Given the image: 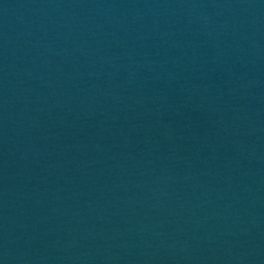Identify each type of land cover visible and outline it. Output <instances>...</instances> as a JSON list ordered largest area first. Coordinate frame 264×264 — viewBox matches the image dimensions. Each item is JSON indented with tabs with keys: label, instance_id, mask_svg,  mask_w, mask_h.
Listing matches in <instances>:
<instances>
[{
	"label": "water",
	"instance_id": "95a60500",
	"mask_svg": "<svg viewBox=\"0 0 264 264\" xmlns=\"http://www.w3.org/2000/svg\"><path fill=\"white\" fill-rule=\"evenodd\" d=\"M0 264H264V0H0Z\"/></svg>",
	"mask_w": 264,
	"mask_h": 264
}]
</instances>
